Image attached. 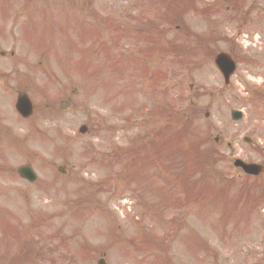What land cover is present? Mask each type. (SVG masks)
Returning <instances> with one entry per match:
<instances>
[{
	"label": "rangeland",
	"instance_id": "rangeland-1",
	"mask_svg": "<svg viewBox=\"0 0 264 264\" xmlns=\"http://www.w3.org/2000/svg\"><path fill=\"white\" fill-rule=\"evenodd\" d=\"M213 1L178 20L174 0H0V64L14 46L12 64L49 71L30 92L39 107L55 105L41 122L54 137L26 147L46 159L15 153L11 174L0 169V264H97L104 254L108 264H264V201L256 191L248 202L264 177L250 186L232 165L264 164V53L224 86L214 56L230 45L218 33L231 36L235 23L206 13ZM186 27L205 45L186 40ZM138 137L142 158L130 148ZM28 161L33 184L17 178Z\"/></svg>",
	"mask_w": 264,
	"mask_h": 264
},
{
	"label": "flooded vegetation",
	"instance_id": "flooded-vegetation-1",
	"mask_svg": "<svg viewBox=\"0 0 264 264\" xmlns=\"http://www.w3.org/2000/svg\"><path fill=\"white\" fill-rule=\"evenodd\" d=\"M227 11H235L240 24H249L253 26V31L261 34L258 49L264 52V0H228ZM233 51H236V48ZM1 68L4 71L0 70V149L8 146L11 152V120L13 116L22 120L17 114L12 115L11 98L27 93V90L20 89L16 82L11 80L14 66H0Z\"/></svg>",
	"mask_w": 264,
	"mask_h": 264
},
{
	"label": "water",
	"instance_id": "water-1",
	"mask_svg": "<svg viewBox=\"0 0 264 264\" xmlns=\"http://www.w3.org/2000/svg\"><path fill=\"white\" fill-rule=\"evenodd\" d=\"M221 58H224V57H221ZM233 115L235 116L236 114H233ZM235 118H238V116H235ZM85 129H83V130H85ZM237 164H240L247 172L258 173L257 171L262 169L260 166H257V165H246V164H243L241 162H237ZM99 264H105L104 260H100Z\"/></svg>",
	"mask_w": 264,
	"mask_h": 264
}]
</instances>
